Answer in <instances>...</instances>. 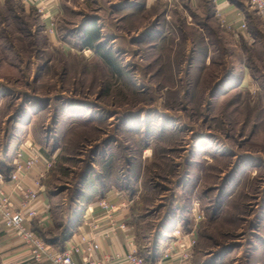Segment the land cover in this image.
Returning <instances> with one entry per match:
<instances>
[{
	"label": "rangeland",
	"instance_id": "374dc122",
	"mask_svg": "<svg viewBox=\"0 0 264 264\" xmlns=\"http://www.w3.org/2000/svg\"><path fill=\"white\" fill-rule=\"evenodd\" d=\"M38 1L0 3V172L29 143L53 163L37 234L63 242L104 176L136 201L141 248L166 222L167 244L177 224L196 230L192 264H264V24L249 0H228L246 17L233 33L212 0Z\"/></svg>",
	"mask_w": 264,
	"mask_h": 264
},
{
	"label": "built area",
	"instance_id": "2783aa9c",
	"mask_svg": "<svg viewBox=\"0 0 264 264\" xmlns=\"http://www.w3.org/2000/svg\"><path fill=\"white\" fill-rule=\"evenodd\" d=\"M25 5H34L38 0H20ZM170 1V0H168ZM250 7L264 24V0H249ZM218 22L222 27L233 32L246 29V17L241 14V23L232 25L226 22L221 10L216 9ZM240 17V14H239ZM220 26V27H221ZM28 152L19 151L7 172H0V224L16 241L21 243L28 252L32 264H79L76 257L81 256L84 264H109L113 261L123 260L126 264H192V254L196 247V230L183 233L179 224L173 229L170 242L166 245L161 256L155 261H147L136 251L129 254L115 253L113 256L96 258L100 249L95 238L98 236L109 237L116 234L117 228L124 231L123 225L116 226L113 221L111 226L101 231L98 226L82 219L83 226L93 228V237L82 233L76 242H70L63 251H57L41 238L32 228L36 224L45 231L51 228V205L42 201L45 192L44 184L49 171L53 167L51 159L44 157L38 148L32 144H25ZM29 179V185L23 182ZM100 211L112 210L106 201H98ZM88 214H93V209H86ZM0 264H15L14 261H0Z\"/></svg>",
	"mask_w": 264,
	"mask_h": 264
},
{
	"label": "crops",
	"instance_id": "0c3cea01",
	"mask_svg": "<svg viewBox=\"0 0 264 264\" xmlns=\"http://www.w3.org/2000/svg\"><path fill=\"white\" fill-rule=\"evenodd\" d=\"M194 5V1L197 2L199 0H182ZM214 2V10H221V12L227 17V20L233 21L235 25L241 23V14H243L238 8L235 9L228 0H212ZM0 3L5 4L6 0H0ZM42 4L41 1L36 3L37 6ZM35 5V6H36ZM24 12L28 10L29 5H24ZM49 14L54 11L53 5L48 7ZM240 14V17H239ZM104 176H101L95 186L90 187L89 192L84 193V200H87V205L83 208V212L81 214V218L77 223L73 224V229H71L72 233L66 237L63 242H60L58 238H53L51 246L57 251H63L64 248L70 242H76L77 237L82 233L91 237L93 235L92 226L97 225L98 229L101 231L107 230L111 224L113 223L118 227L123 225L125 230L122 231L119 228L116 230V234L109 237H101L98 236L95 238L97 244L99 246V250L97 251L95 257L102 258L104 256H113L115 253L121 254H129V252L136 251L138 254H141V251H145L146 255H153V261L159 258L162 252L166 248V239L164 240V236L169 234L170 230H168V223H163L161 225V229L163 233L161 236L159 232L156 233V236L146 237L145 247H140V243L138 240V235L135 231V223L137 224V219L140 218L135 214V206L136 201L133 199V196H130V193H126V186L118 185V187H108L106 183H104ZM24 184L29 185V179H26ZM45 192L43 193L41 199L42 201L49 202L48 195L46 193V187L44 186ZM103 200L106 201L112 210L108 211H100L98 209V201ZM91 207L93 209V214H88L86 209ZM85 216V219L88 222H91L93 225L83 226L82 219ZM32 228L38 233L39 227L34 223L32 224ZM43 231V230H41ZM93 237V236H92ZM152 237L154 239H152ZM42 238V237H41ZM46 240V239H44ZM47 242V241H46ZM150 242V243H149ZM48 243V242H47ZM261 253V252H260ZM259 255V254H258ZM195 256V255H194ZM263 259L264 257L257 258L256 260ZM14 261L15 264H32L31 259L29 258L28 252L24 248V246L16 241L9 233L5 231V229L0 224V261ZM76 260L79 264H84L81 256L76 257ZM217 262V261H216ZM109 264H126L123 260L113 261Z\"/></svg>",
	"mask_w": 264,
	"mask_h": 264
},
{
	"label": "trees",
	"instance_id": "16d2710c",
	"mask_svg": "<svg viewBox=\"0 0 264 264\" xmlns=\"http://www.w3.org/2000/svg\"><path fill=\"white\" fill-rule=\"evenodd\" d=\"M87 37H88V42H86L85 46L88 47V48H90V49L91 48L94 49V46H93L94 42L100 40V37L98 35V32L97 31L95 32V30L94 31H91V33ZM97 48H98V46L95 47V49H97ZM38 231L43 232L41 230H38ZM40 236H42V235H40ZM45 241H47L49 245H50V243H52V240H47L46 239Z\"/></svg>",
	"mask_w": 264,
	"mask_h": 264
}]
</instances>
